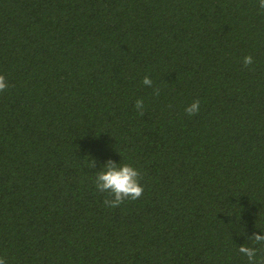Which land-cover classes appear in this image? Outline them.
Here are the masks:
<instances>
[{
  "label": "trees",
  "instance_id": "1",
  "mask_svg": "<svg viewBox=\"0 0 264 264\" xmlns=\"http://www.w3.org/2000/svg\"><path fill=\"white\" fill-rule=\"evenodd\" d=\"M0 74L7 264H249L246 244L264 257L258 0H0ZM108 160L141 172V198L105 207Z\"/></svg>",
  "mask_w": 264,
  "mask_h": 264
},
{
  "label": "clouds",
  "instance_id": "2",
  "mask_svg": "<svg viewBox=\"0 0 264 264\" xmlns=\"http://www.w3.org/2000/svg\"><path fill=\"white\" fill-rule=\"evenodd\" d=\"M258 7L264 11V0H258ZM254 63L251 55L243 58V64L248 67ZM143 85L152 87L153 81L150 77L145 76ZM8 88L7 79L0 74V93L6 91ZM155 94H160V89L156 88ZM144 101L138 99L135 103V108L140 116L144 114ZM201 103L199 100L193 101L185 108V112L189 116L197 115L200 111ZM92 161V167L95 168L96 161ZM141 172L133 167L131 164L120 163L117 164L112 160H108L103 166L102 171L95 175V186L97 191L101 193H108V197L104 200L105 207L117 208L126 200H138L144 192V187L141 184ZM254 244L264 245V235L254 233L251 237ZM238 251L248 258L249 264H264V257L257 260V251L255 247L246 245L238 248ZM0 264H7L6 260L0 257Z\"/></svg>",
  "mask_w": 264,
  "mask_h": 264
}]
</instances>
